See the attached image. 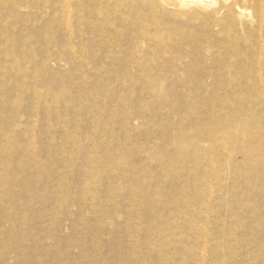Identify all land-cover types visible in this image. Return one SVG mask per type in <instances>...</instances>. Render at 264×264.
I'll return each instance as SVG.
<instances>
[{
    "label": "rangeland",
    "instance_id": "rangeland-1",
    "mask_svg": "<svg viewBox=\"0 0 264 264\" xmlns=\"http://www.w3.org/2000/svg\"><path fill=\"white\" fill-rule=\"evenodd\" d=\"M11 1L19 5L0 0V264H162L163 237L151 230L161 229L172 216L165 205L182 207L176 194H186L194 189L192 182L206 178L201 167L191 170L197 162L179 159L171 142L166 125L178 118L156 111L154 102L162 100L148 97L134 65L110 66L109 50L96 42L98 37L62 36L59 22L52 26L47 19L44 3L34 8L35 0ZM38 9L44 19L35 18ZM15 11L27 22H16ZM112 37L128 50V36ZM190 37L168 38L183 44L191 39L201 48L224 43L222 36ZM241 38L257 46L253 51L261 57L264 84V52L259 54L264 36ZM246 49L238 59L250 55ZM120 74L139 83L122 81ZM97 77L102 78L98 83ZM95 88L101 97L91 95ZM210 94L206 88L193 97L203 105ZM257 94L250 95L246 108L260 109V119L246 118L245 108L225 110L245 125L236 131L244 141L243 161L234 163L235 172H223L228 200L217 210L220 221L210 220L205 234L211 249L220 242L226 251L238 240L230 264H264V92L256 101ZM181 99L173 104L181 108ZM96 106L102 118L94 123ZM207 112L203 106L198 116L211 129ZM188 116L192 111L184 109L183 117ZM255 143L259 159L251 154ZM122 166L131 168L134 182L121 177ZM217 166L210 173L218 174ZM176 168L183 169L175 176L184 182L179 187L167 178L178 173ZM179 252L173 264H192ZM213 256L204 264H217Z\"/></svg>",
    "mask_w": 264,
    "mask_h": 264
},
{
    "label": "bare ground",
    "instance_id": "bare-ground-1",
    "mask_svg": "<svg viewBox=\"0 0 264 264\" xmlns=\"http://www.w3.org/2000/svg\"><path fill=\"white\" fill-rule=\"evenodd\" d=\"M3 1L10 5V2L17 3ZM40 1L49 8L47 19L52 26L54 22H59L58 29L62 36H96V42L109 50L106 59L111 61L110 66L122 63L123 66H135L137 78L144 81L143 86L150 91L148 97L162 100L156 104L154 102L156 111L161 115L169 111L174 119L178 118L176 122L170 119L166 125L167 131L172 134L171 142L178 155H181L178 158L197 162L191 170L196 173L202 168L206 175V178L196 180L197 184L192 182L194 189H189L186 194H176V202L182 207L174 203L165 205L172 216L165 220L161 229L151 230V234L156 236L161 231L163 237L161 242L165 249L159 254L162 264H173L179 251L188 256L192 264H204L205 257L211 253H215L213 258L217 264H230L236 259L238 240H233V246L230 247L231 242L226 251L220 242L211 249L205 245L209 240L205 234L210 220L220 221L217 210L224 207L228 200L224 195V171L235 172L234 163L237 161L242 164L243 161L244 141L236 137V131L245 125L238 123L234 113L225 110L233 105L239 111L245 108V114L242 111L240 113L246 118H261L260 109L246 108L251 102L249 97L252 93H259L255 97L257 101L264 92L259 70L262 66L261 57L256 58L253 51L257 46L254 43L248 46L241 41V37L264 36V0H35L34 4H30L34 7ZM79 11L84 13L79 14ZM13 14L16 22H27L16 11ZM45 15L44 11L38 9L34 17L38 19ZM112 36H128V50L121 49ZM169 36H222L224 43L201 48L194 40L187 39L190 42L183 44L169 40ZM244 46L250 55L241 60L238 54ZM259 50V54L264 52V46ZM132 57L134 60H131ZM117 78L129 84L139 83L133 76L120 74ZM101 80V77H97L96 83ZM175 83L180 86H175ZM235 87L241 88V91L234 94ZM206 88L212 91V95L209 100H203L202 105L193 96H201ZM91 95L95 98L102 96L96 88L91 91ZM176 97H182L181 108L173 104ZM203 106L205 112L211 108L207 112V121L217 129L203 126L198 116ZM98 108L96 106L95 113L91 115L94 123L102 118ZM184 109L191 110L193 116L183 117ZM248 111L251 115L246 114ZM261 133L264 136V132ZM251 146V154L259 159L257 144ZM189 149L193 151L192 155L187 153ZM161 162L165 163V160ZM217 165L220 166V173L218 170V174L215 171L210 173ZM176 169L178 173L173 175L171 172L167 178L179 187L184 184L179 177L183 169ZM119 170L121 177L134 182L130 167L122 166ZM176 175L179 176L176 178ZM217 192L220 195L214 199ZM255 241L259 242L256 238Z\"/></svg>",
    "mask_w": 264,
    "mask_h": 264
}]
</instances>
